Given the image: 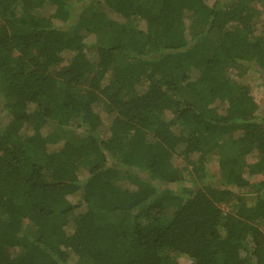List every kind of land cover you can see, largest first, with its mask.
<instances>
[{
	"label": "trees",
	"instance_id": "16d2710c",
	"mask_svg": "<svg viewBox=\"0 0 264 264\" xmlns=\"http://www.w3.org/2000/svg\"><path fill=\"white\" fill-rule=\"evenodd\" d=\"M249 1L0 0V264H264Z\"/></svg>",
	"mask_w": 264,
	"mask_h": 264
},
{
	"label": "rangeland",
	"instance_id": "374dc122",
	"mask_svg": "<svg viewBox=\"0 0 264 264\" xmlns=\"http://www.w3.org/2000/svg\"><path fill=\"white\" fill-rule=\"evenodd\" d=\"M206 1H207L209 4H213L215 0H206ZM228 1L231 2L232 0H228ZM249 5H250V6H253V7H256V8L258 9V13H253V16H252V17L254 18L255 21H257L258 23L261 24V27H262L261 31H262V33L264 34V8H263L261 5H259L258 2L255 1V0H250V1H249ZM131 23H132L133 25H136V23H137L136 18L132 17ZM196 28H197V27H194V29H196ZM86 52H87V58H88L93 64H95V63H96V58H97V57H96V54H95L94 50H93L92 48H87ZM248 67H250V70H253V69L257 68V66H255L253 63L251 64V63H247V62H238L237 64H235V65L232 67V69H233V73H234V76H235V80H236V81H238V82L240 81V79H239L240 74H241L245 69H247ZM259 97H260L261 99H264V94H260ZM166 116H167V117H170V114L167 113ZM82 132H83V129L81 128V130H80V129L76 130V133H75V134H77V135H79V136L82 137ZM219 158H220V155H219L218 152H217V153H210V154H208V161H209L210 166L216 167L217 164H218V160H219ZM255 159H256L255 156H249V157H248V161H249V162H253ZM173 160H174L175 163L178 164V163L181 161V158L178 157V156H174ZM187 169H188V168H187ZM187 169H186V168H183V172H182V173H183V177H185V178H190L192 175H191L190 173H188V170H187ZM121 176H122V174H120L119 177H121ZM218 177H219V179H220L221 182H222L221 185H224V183H223V179H222V175H221L220 172H219V176H218ZM248 177L252 178L253 176L248 175ZM123 180H124V177L120 179V182H122ZM211 181H212V182H213V181H214V182H217V181H216V177H215V178H212V177H211ZM223 206H225V203H223ZM174 210H175V207H172V208L170 209V213H172ZM27 223H29V222L26 221V225H27ZM175 259H176L177 262L180 263V264H184V263H185V262H184V259H183L182 257H176ZM176 260L171 259V261H170L169 263H167V264H170V263H173V264H174Z\"/></svg>",
	"mask_w": 264,
	"mask_h": 264
}]
</instances>
